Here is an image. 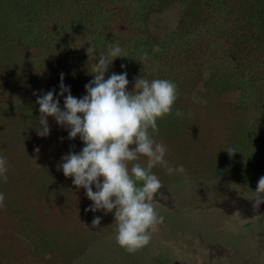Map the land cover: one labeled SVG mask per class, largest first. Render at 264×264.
Returning a JSON list of instances; mask_svg holds the SVG:
<instances>
[{
    "label": "rangeland",
    "instance_id": "obj_1",
    "mask_svg": "<svg viewBox=\"0 0 264 264\" xmlns=\"http://www.w3.org/2000/svg\"><path fill=\"white\" fill-rule=\"evenodd\" d=\"M39 6L20 14H6L7 2L0 8L3 24L30 27L15 46H0V156L8 162V180L0 179L6 205L0 208V264H264V203L253 211L252 199L264 176V0H53L46 10ZM117 43L126 57L113 60L105 79L127 72L129 91L141 77H180L182 84L174 107L184 113L178 130L163 131L174 113L167 115L157 121L155 139L167 146L168 164L185 171L152 169L163 184L153 201L163 222L135 254L116 242L114 211H86L93 201L59 167L84 142L79 135L69 139L70 129L51 116L49 135L39 136L34 103L55 89L64 108L61 73L72 96L86 95L99 52ZM92 45L95 59L87 52ZM145 51L149 59L141 61ZM227 148L236 152L230 156ZM138 162L146 166L147 158ZM96 216L99 227L92 226Z\"/></svg>",
    "mask_w": 264,
    "mask_h": 264
},
{
    "label": "clouds",
    "instance_id": "obj_2",
    "mask_svg": "<svg viewBox=\"0 0 264 264\" xmlns=\"http://www.w3.org/2000/svg\"><path fill=\"white\" fill-rule=\"evenodd\" d=\"M153 51L159 52V46H154ZM87 52L95 59L93 45ZM117 57H126L118 43L109 44L107 52H99L98 63H94L90 71L94 79L85 85L87 94L82 98L71 95L61 73L60 95L68 93L64 108L59 106L58 98L54 99L55 89L39 96L37 134L49 135L47 117L51 116L70 129L69 139L79 135L85 146L79 153L69 152L63 156L64 162L59 167L65 177H73V184L84 188L86 196L93 201L86 211L103 210L105 214L114 211L116 242L129 254H135L149 244L151 230L163 222L153 206L163 184L152 169L162 166L168 174L185 171L182 164L178 167L168 164L167 146L155 139L159 135L157 121L173 114L180 93L178 85L168 79L137 78L133 91L127 89L130 83L127 72H113L105 79V73ZM148 59L145 51L141 61ZM193 100L199 102L195 94ZM174 115L184 117L180 109H176ZM191 115L189 111L188 116ZM226 150L230 156L236 152L232 148ZM141 156L147 158L146 166L138 162ZM7 172L8 162L0 156V179L5 183ZM254 192L253 211L264 203V176L260 177ZM5 206V196L0 193V208ZM101 219L96 216L92 226L99 227Z\"/></svg>",
    "mask_w": 264,
    "mask_h": 264
},
{
    "label": "trees",
    "instance_id": "obj_3",
    "mask_svg": "<svg viewBox=\"0 0 264 264\" xmlns=\"http://www.w3.org/2000/svg\"><path fill=\"white\" fill-rule=\"evenodd\" d=\"M51 1H53V0H1V2H0V8H3L5 2H7L10 5L11 9H8V12L6 14H9L10 11H12V12L13 11H18V14H20V11H25V10H28L29 11V10H31V6L34 5V4H36V3H38L39 5H41V8L43 7V9L46 10V9L49 8L48 5H49V3H51ZM47 2H48V4H46ZM41 8L39 6V9L40 10H41ZM0 14H2V13H0ZM17 28L11 27L9 24H6L5 25V24H3L0 21V46H3V45H7V47L8 46H11V47L12 46H15L16 43L18 42V40L21 41V38L23 37V35L25 36L26 33H27V31L30 29V27H26L27 29L24 28V27H22L21 29H19L20 28L19 26H17ZM260 28H261V26H260ZM261 30H263V29L261 28ZM43 33L44 32H38V34L40 36H42V37L45 34V33L44 34ZM33 40H34V38H33ZM45 41H47V39L45 40V39L38 38V42H45ZM145 42H146L145 43V46H143L139 50L140 52H141V50L144 51L143 48H146V44L149 43V42H147V40ZM34 43H36V42H34ZM140 44H141V42L139 41L138 44H137V48L139 47ZM30 46H32V45H30ZM32 47H34V45ZM171 81L175 82L178 85V90L181 89V85L182 84L180 83V77H176L175 79H171ZM181 81L184 83L185 79L183 78ZM82 97L83 96H81L80 98H82ZM62 98H64V97H62ZM34 103H35V105H39L37 102H34ZM175 106H176V102H175L174 107ZM174 107H173V109H174L173 110V113H175V110H176V108H174ZM178 118L179 117H175V115L173 116L172 120H170V118H167L166 125H168L167 123H169L171 121L170 122V127L163 129V131L166 133L167 136H170V134H175V131L178 130V127L179 126L177 125L178 122H176ZM161 123H163V121ZM167 129L170 130V131H168ZM237 155L240 156V157L242 156V154H237ZM245 165H246V163H245ZM250 165H251V167L253 169L252 170L253 173L255 172V174H257V175H260L261 174V171L259 172V167L257 166V164L255 162L254 163L250 162ZM229 177H231V176L229 175ZM249 185H251V186L252 185H255L256 186V184H252V182H250Z\"/></svg>",
    "mask_w": 264,
    "mask_h": 264
}]
</instances>
